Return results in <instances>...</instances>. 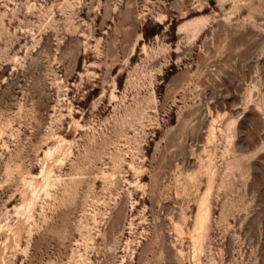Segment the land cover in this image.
<instances>
[{
	"label": "rangeland",
	"instance_id": "374dc122",
	"mask_svg": "<svg viewBox=\"0 0 264 264\" xmlns=\"http://www.w3.org/2000/svg\"><path fill=\"white\" fill-rule=\"evenodd\" d=\"M0 264H264V0H0Z\"/></svg>",
	"mask_w": 264,
	"mask_h": 264
}]
</instances>
